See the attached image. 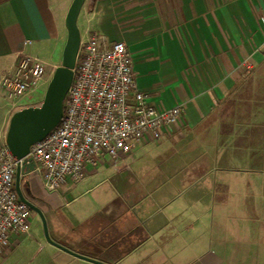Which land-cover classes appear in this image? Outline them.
Returning a JSON list of instances; mask_svg holds the SVG:
<instances>
[{
  "label": "crops",
  "instance_id": "1",
  "mask_svg": "<svg viewBox=\"0 0 264 264\" xmlns=\"http://www.w3.org/2000/svg\"><path fill=\"white\" fill-rule=\"evenodd\" d=\"M72 1L0 0V78L19 57L29 56L43 64L49 81L62 62L67 40L65 18ZM77 26L80 36L96 32L110 42L126 44L133 59L136 86L147 94L150 105L184 108L180 121L166 128L162 138L139 143L127 155L132 163L125 164L126 169L134 165L143 168L138 175L149 180L154 179L156 161L137 159L138 152L194 132L207 119L221 114L223 104L236 97L241 84L264 78V0H85ZM30 101L26 107L39 105L36 99ZM22 108H11L0 90V141L5 142L11 115ZM247 130L239 143L257 145L260 152L249 165H256L259 175H264V126ZM244 151L243 158L249 157L250 149ZM236 163L232 158L216 169L192 165L184 174V178L188 176L187 187L169 203L168 223L174 236L187 247L203 244L210 211L222 206L223 201L217 200L219 192L231 194L239 187L238 178L222 170L249 173V167ZM194 169L198 170L195 177ZM95 170L89 167L86 172ZM87 173L82 182L57 193L71 215L59 219L51 209V213L48 211V231L54 242L106 264H187L185 255L159 252L156 239L161 235V218L151 215L140 199H121L99 212L84 208V204L72 210L74 203L83 202L81 195L70 196L89 177ZM26 182L22 189L27 198L42 201L48 208L53 205L52 194H34L31 182ZM137 197L141 195L135 191L126 193V198ZM48 247L41 264H94L50 244ZM8 254L0 258L3 263ZM207 260L192 256L189 264H209Z\"/></svg>",
  "mask_w": 264,
  "mask_h": 264
},
{
  "label": "rangeland",
  "instance_id": "2",
  "mask_svg": "<svg viewBox=\"0 0 264 264\" xmlns=\"http://www.w3.org/2000/svg\"><path fill=\"white\" fill-rule=\"evenodd\" d=\"M47 85L44 84L32 95L38 104L43 100ZM238 92L235 98L223 104L218 117L207 119L194 132L181 139L171 140L166 145L158 143L153 147L148 146L137 153L136 158L146 163L156 161L157 170L152 173L155 174L152 180L145 175H138L143 172V168L134 165L126 169L125 164L132 163L126 155L122 157L123 161L120 157L104 156L94 172H86L89 177L77 185V192L70 196L81 195L80 199L83 200L82 203H74L71 209L84 204V208L99 212L121 199H140L151 215L156 214L161 218V235L156 239L160 242V253L185 255L187 264L191 262L192 256L194 259L199 256L204 261L208 259L209 264H264V175H259L256 165H249V160H253L260 151L256 144L250 145L248 142L246 147L239 143L242 136H247L248 128L264 126V78L255 79L252 84H241ZM248 148L250 156L243 158L244 150ZM232 158L239 167H249V173L222 170L223 174L233 173L238 178L236 184L239 187L231 194L224 190L219 192L217 200L223 201L222 206L210 211L209 230L203 244L187 247L186 243L174 236V229L168 223L172 200L187 187L184 185H187L188 176L184 178V174L192 165L196 168L204 164L216 169ZM192 173L195 177L198 170L194 169ZM36 179L35 175H30L27 181L33 184ZM128 191L139 193L141 198H126ZM51 198L53 205L49 208L38 206L47 227L50 209L59 219L72 214L71 210L65 209V201L57 193L52 194ZM154 201L160 204L156 205ZM29 225L34 239L25 235L14 236L13 239L18 242L8 250L7 262L3 263L1 258L0 264H41L49 247L41 219L35 212L30 213Z\"/></svg>",
  "mask_w": 264,
  "mask_h": 264
},
{
  "label": "built area",
  "instance_id": "3",
  "mask_svg": "<svg viewBox=\"0 0 264 264\" xmlns=\"http://www.w3.org/2000/svg\"><path fill=\"white\" fill-rule=\"evenodd\" d=\"M73 77L63 102L58 125L29 154L16 160L0 141V258L18 241L33 239L29 217L32 212L15 191V172L31 159L35 175L48 194L85 179L89 167H97L104 156L131 155L139 143L155 142L164 130L178 123L184 108H156L136 86L133 59L125 43L110 42L96 32L80 36ZM47 72L36 58L21 56L0 78L11 108L25 107L44 84ZM22 108V109H23ZM24 193V192H23Z\"/></svg>",
  "mask_w": 264,
  "mask_h": 264
},
{
  "label": "water",
  "instance_id": "4",
  "mask_svg": "<svg viewBox=\"0 0 264 264\" xmlns=\"http://www.w3.org/2000/svg\"><path fill=\"white\" fill-rule=\"evenodd\" d=\"M85 0H73L66 18L67 40L63 50L62 62L48 82L42 102L39 106L26 107L13 113L9 119L5 143L16 160L26 157L32 145L40 142L60 122L63 115V102L73 77L77 53L80 45V31L77 19ZM35 164L29 159L22 167H17L15 172V191L21 202L25 203L32 212L41 219L44 237L48 244L54 246L76 258L94 263L104 262L74 253L62 245L54 242L49 236L47 222L42 211L31 202L21 190V177L23 173H31Z\"/></svg>",
  "mask_w": 264,
  "mask_h": 264
},
{
  "label": "trees",
  "instance_id": "5",
  "mask_svg": "<svg viewBox=\"0 0 264 264\" xmlns=\"http://www.w3.org/2000/svg\"><path fill=\"white\" fill-rule=\"evenodd\" d=\"M32 183L33 184H31V189H32L31 191H33L34 194H39V195H44L45 194L44 190L41 189V187L39 185V181L37 179L35 181H33ZM35 187H37V188H35Z\"/></svg>",
  "mask_w": 264,
  "mask_h": 264
},
{
  "label": "flooded vegetation",
  "instance_id": "6",
  "mask_svg": "<svg viewBox=\"0 0 264 264\" xmlns=\"http://www.w3.org/2000/svg\"><path fill=\"white\" fill-rule=\"evenodd\" d=\"M28 199H29V198H28ZM31 199H32V198H31ZM29 200H30V199H29ZM30 201H31V200H30ZM31 202H33L37 207H38V206H40V208H41V206H42V207H46L42 201H39V200H36V199H35V200H32ZM40 204H41V205H40ZM38 208H39V207H38ZM40 208H39V209H40Z\"/></svg>",
  "mask_w": 264,
  "mask_h": 264
}]
</instances>
